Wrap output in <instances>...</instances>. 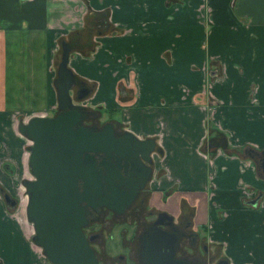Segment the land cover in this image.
<instances>
[{"label": "crops", "instance_id": "crops-1", "mask_svg": "<svg viewBox=\"0 0 264 264\" xmlns=\"http://www.w3.org/2000/svg\"><path fill=\"white\" fill-rule=\"evenodd\" d=\"M61 40L82 103L154 138L156 195L174 213L181 199L225 264H264V172L245 151L264 149V0H0V189L19 200L0 191V264H50L20 207L16 117L54 109ZM217 133L227 148L203 151Z\"/></svg>", "mask_w": 264, "mask_h": 264}, {"label": "flooded vegetation", "instance_id": "flooded-vegetation-1", "mask_svg": "<svg viewBox=\"0 0 264 264\" xmlns=\"http://www.w3.org/2000/svg\"><path fill=\"white\" fill-rule=\"evenodd\" d=\"M74 79L75 82L70 87L69 93L72 102L80 105L78 108L80 120L75 126H85L90 131H100L110 122L113 137H122L128 141L127 145L119 147V153L113 150L82 152V156H85L88 162L91 161L90 164L96 171L99 181V185L93 187L91 184V188L89 186V191L82 194L87 195V198L79 202L84 212L81 230L93 250L96 263L171 264L168 256L171 255L173 260L186 264H225L224 260L216 255V250L205 242L203 227L194 229L191 226V213L185 209L183 201L179 200V210L174 213L169 206L168 195L157 196L152 189L150 181L153 175V154L159 153L156 144L154 143L153 150L149 154L146 153L149 162L145 160L140 162L139 158L145 152L144 144L135 141L134 146V139L130 135L123 137L125 128L122 125L84 105L80 99L91 93L92 87L80 79L75 77ZM83 92H85L83 97L78 98ZM59 110L61 109H57L55 105L49 114L54 115ZM245 151L250 156L253 155L258 163L260 162L262 154L251 149ZM143 162L151 168L148 175L145 173ZM131 165H134L136 170H133ZM27 170L30 175L22 178L21 181L32 178L28 163ZM91 181L95 180L91 179ZM82 188L83 180L78 178L77 189L81 191ZM23 191L25 194V190ZM9 196L14 198V206H16L19 200L10 194ZM110 242L113 247L109 245Z\"/></svg>", "mask_w": 264, "mask_h": 264}, {"label": "water", "instance_id": "water-1", "mask_svg": "<svg viewBox=\"0 0 264 264\" xmlns=\"http://www.w3.org/2000/svg\"><path fill=\"white\" fill-rule=\"evenodd\" d=\"M70 49L68 41L60 42L59 59L53 78L56 108L61 110L54 115H32L17 123L18 132L30 140L27 163L32 178L21 181L26 194L24 211L26 220L32 225L31 239L41 247L50 264H97L93 250L81 230L84 212L79 202L87 198V195L82 194L89 191V186L91 188L92 184L95 187L99 181L91 161L88 162L82 152L113 150L119 153V147L128 141L122 137H113L110 122L100 131L75 126L80 120V105L72 102L69 93L75 82L73 72L67 65ZM84 94L78 95V98ZM127 134L134 139V146L135 141L145 146L139 161L149 162L146 153L153 150L154 138L141 139L125 129L123 137ZM256 153L262 154L258 165L264 172V149ZM131 166L136 170L134 165ZM143 166L148 175L151 168L144 162ZM78 178L83 180L81 191L77 189ZM0 191L5 203L14 206V198L2 191V188ZM256 200L257 197L251 199V202L255 203ZM168 256L171 264H186Z\"/></svg>", "mask_w": 264, "mask_h": 264}, {"label": "rangeland", "instance_id": "rangeland-1", "mask_svg": "<svg viewBox=\"0 0 264 264\" xmlns=\"http://www.w3.org/2000/svg\"><path fill=\"white\" fill-rule=\"evenodd\" d=\"M98 44V42H96V41H93V45L91 46L92 48L90 49V54H91V52L94 50V48H95V46ZM59 53H60V48H58V50H57V61H58V59H59ZM95 70V69H94ZM97 72V71H96ZM95 75H96V73H95ZM97 75H99V77H100V79H102V80H105L106 79V75H101V74H98L97 73ZM117 87L119 88V84L117 85ZM123 89H125L123 86H121ZM99 91L100 92H104L105 94H108L109 92H110V87H109V84L108 83H106V85H105V88H104V84H103V82H101V87H100V89H99ZM123 94H128V92H124ZM82 99H80V101H81ZM82 102V101H81ZM84 103V105H87L88 107H90V104H87L88 102H83ZM56 105V104H55ZM55 105H54V108H55ZM92 108V107H91ZM96 110V109H95ZM100 110V109H99ZM51 112V110L49 111V113ZM113 115L116 117V118H118L119 116H118V113H117V111H115L114 113H113ZM16 123L18 122V121H23L22 120V117H16ZM16 129H17V127H16ZM25 141H26V143H27V145H28V143H30V141H29V139L27 138V137H25ZM25 149V151H26V153H25V155H24V162H25V168H26V176H29L30 174L27 172L28 170H27V147H25L24 148ZM158 156V155H157ZM20 182V186H19V189L21 190V193H20V207H21V209H23L22 211H24V203H25V200H26V197H25V194L23 193L24 191V188H23V186H22V184H21V181H19ZM23 193V194H22ZM24 214H25V211L23 212ZM31 229H32V227H31ZM103 234H104V232H103ZM109 245H112V242H110L109 243ZM112 247H113V245H112ZM117 248H118V246H117ZM113 252H114V250H113Z\"/></svg>", "mask_w": 264, "mask_h": 264}, {"label": "trees", "instance_id": "trees-1", "mask_svg": "<svg viewBox=\"0 0 264 264\" xmlns=\"http://www.w3.org/2000/svg\"><path fill=\"white\" fill-rule=\"evenodd\" d=\"M214 138H210L207 141H205V143H203V151H209L211 150H215V148L220 147V148H227L226 146V142L224 139V136L221 135L220 133L215 134V139L213 141Z\"/></svg>", "mask_w": 264, "mask_h": 264}]
</instances>
